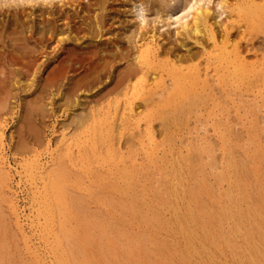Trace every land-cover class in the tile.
I'll use <instances>...</instances> for the list:
<instances>
[{
  "label": "bare ground",
  "instance_id": "6f19581e",
  "mask_svg": "<svg viewBox=\"0 0 264 264\" xmlns=\"http://www.w3.org/2000/svg\"><path fill=\"white\" fill-rule=\"evenodd\" d=\"M184 1L180 6V0H155V8L148 0L126 1L122 8L130 5L127 22L133 30H125L122 15L106 5L117 0H90L84 15L77 14L81 25L74 32L67 21L72 13L65 15L62 9L81 5V0H0V36L14 24L22 27L27 15L41 19L44 11L36 6L54 17L43 30L33 28L35 21L29 25L33 34L55 41L49 56L37 41L27 50L33 46L23 42L27 47L21 49L13 33L6 41L0 38V119L6 121L3 110L10 94L31 91L30 99L16 105V115L18 124L32 128L16 142L14 151L21 158H14L13 167L2 154L6 127L0 121V221L7 229V212L31 264H264V55H255L252 62L241 45L250 31L264 36V0H217L213 7L212 0ZM27 7L34 10L26 13ZM151 8L157 14L154 25L178 26L175 35L185 39L182 44L176 40L182 50L167 47L157 26L148 28ZM223 15L225 21H217ZM236 27L240 41L230 34ZM70 44L72 56L60 64L61 52ZM111 46L115 50L102 51ZM22 52L32 61L27 68L20 64ZM102 56L114 61L99 65ZM57 60L53 72L58 78L66 81L82 63L89 70L72 76L85 73V81H99L95 91V85L83 81L72 88L61 77L62 90L69 86L61 109L70 108L74 91L84 84L86 94L98 93L99 100L86 109L75 99L78 114L60 124L58 140L46 142L43 154L37 127L46 120L41 100L57 89L58 81L43 84L41 78ZM120 63L126 67L114 80ZM248 120L249 135L241 144ZM155 124L162 132H155ZM238 126L245 127L241 138L235 137ZM170 130L184 132L181 139L177 135L179 142L167 136L165 143L172 146L166 150L158 137ZM12 174L18 176L16 186L26 188L27 214L19 207ZM92 200L96 214L89 216ZM1 252L0 264L10 262V253ZM223 256L228 262L225 257L222 262Z\"/></svg>",
  "mask_w": 264,
  "mask_h": 264
},
{
  "label": "rangeland",
  "instance_id": "374dc122",
  "mask_svg": "<svg viewBox=\"0 0 264 264\" xmlns=\"http://www.w3.org/2000/svg\"><path fill=\"white\" fill-rule=\"evenodd\" d=\"M85 1V0H84ZM83 0H81V5H76L75 7H65V9L63 8L62 9V11H63V14L65 13V15H67L68 13H72L73 14V12H74V14L72 15V14H68L67 16H68V19H67V21L68 22H70V24H71V27H72V29L74 30V32H77V29L78 30H80L79 28H80V23H81V21L79 22V20L78 19H76L77 17V14L79 13V14H81V13H84L85 11H83V10H85V6L88 4V2L90 1V0H86L85 2H84ZM92 1V0H91ZM111 2H114V0H110ZM127 2L129 1V0H126ZM126 1L125 0H123L122 2L120 1V0H117V2L116 3H113L112 5H110L109 3H107L106 5L109 7V9H111V8H113V9H115V11L117 12V13H119V15L121 16L120 18H122L121 20H122V23H123V26L125 27V30H127V29H132L131 28V24L130 23H128L127 21H129L130 20V18H132V17H130V14L128 13L127 14V10H129V6H127L126 8H122V6H123V4H124V2L126 3ZM153 0H148V6L150 7V6H152L153 5V3H154V1L152 2ZM160 0H156V2H159ZM181 2H180V6H181V4H184L185 3V1L184 0H180ZM217 0H212L211 1V3L209 4L210 5V7L212 6H215V4L217 3L216 2ZM95 2V1H94ZM151 2V3H150ZM155 2V5L157 4ZM123 3V4H122ZM91 4H93V2L91 3ZM176 5V1L175 2H173L172 1V5ZM85 5V6H84ZM90 5V4H89ZM119 5V6H118ZM154 5V6H155ZM92 6V5H91ZM114 6V7H113ZM117 6V7H116ZM147 6V7H148ZM78 7V8H77ZM81 7H84V8H81ZM149 7H148V9H149ZM156 7V6H155ZM155 7H153L152 6V8H155ZM26 8V7H25ZM67 8H69V9H67ZM76 8H77V11H76ZM120 8V9H119ZM150 9L148 12H146V15L149 17H147L146 16V18H148L147 19V21H149V22H147L146 21V24H148V28L150 29V30H152V28L155 26V28H157L158 30H159V32L162 34L163 33V35L164 36H162L163 38H164V40L166 39H168V41H166V42H168L167 43V45L168 44H172L171 46H173V48H174V46H175V48L176 49H178V47L177 46H180L179 47V50H182V46H181V44L182 43H184L185 42V39H184V37H181V36H178V35H175L176 34V32H175V30L178 28V26L177 25H172V26H170L169 28L166 26V22H162V23H159V25H157V24H153L154 23V20L153 19H155L156 17L155 16H157V14H155L156 13V11L155 10H153V9ZM33 9V8H32ZM29 10V8L27 7V9L26 10H28V11H26V13H29V12H31V11H33V10ZM43 10L44 12V16L43 17H41V19L39 18L37 21H35L36 20V18H34L35 16L33 15V16H26V17H23L22 18V20H21V22L22 23H24V24H21L22 25V27H20V26H18V25H16V28H15V24L14 25H12L10 28H7V32H4V35H1V36H5V37H3L4 39H2V37L0 36V38L2 39V40H7L6 38L10 35V34H12V37H13V40L14 41H17V45L20 47L21 46V49H23L22 47H27V46H29V45H31V46H33V47H30L29 49H27V50H30V49H34V44H33V42L36 44L37 42H38V46H40V47H43L44 48V52L46 53V55H50L51 53L50 52H52L51 50L56 46L55 45V41H53L52 42V40L51 41H49L50 40V36H44L43 38H41V36H42V33L38 36V35H36V34H33L34 33V31L31 29V32H30V27H29V25H30V23H31V21H35V23H33V25L35 26V27H33L34 29L36 28V30L38 31V29H40V30H43L44 28L43 27H46V25H48L49 26V23H51V22H53V16L52 15H50L49 14V12H48V10L47 9H44L43 7H38V6H36V8H35V10ZM70 9H72L71 11H70ZM46 10V11H45ZM218 10V9H217ZM66 11V12H65ZM86 11H87V9H86ZM151 11H152V13H151ZM76 12V13H75ZM67 13V14H66ZM87 13V12H86ZM147 13H149V14H147ZM151 13V14H150ZM218 13L219 14H221V12L220 11H218ZM46 14V15H45ZM47 14H49V15H47ZM82 15H84V14H81V15H79V16H82ZM72 16V17H71ZM53 17V18H52ZM75 17V18H74ZM127 17V18H126ZM226 17V16H225ZM225 17H224V15L223 16H221V18H220V16L218 17L219 19H217V21L219 20V21H221L222 23L225 21ZM26 20H25V19ZM27 18H28V20H27ZM44 18H46V19H48V20H46V19H44ZM50 18H51V20H50ZM71 18H72V20H71ZM111 18V17H110ZM76 19V20H75ZM5 20H7V19H5ZM46 20V21H45ZM153 20V21H152ZM23 21H25V22H23ZM30 21V22H29ZM38 21H40V23H42V24H40ZM111 21V20H110ZM44 22H47V23H45V24H43ZM111 23H113V22H111ZM117 23V22H116ZM42 25V26H40V25ZM73 24H75V25H73ZM39 25V26H38ZM45 25V26H44ZM110 25V24H109ZM109 25H107V28L109 27ZM157 26V27H156ZM2 26H0V34L2 33V28H1ZM22 28V29H20V28ZM25 27V28H24ZM79 27V28H78ZM29 28V29H28ZM82 28V27H81ZM114 29V28H113ZM148 29V30H149ZM21 30H22V33L23 34H21ZM39 30V31H40ZM133 30V29H132ZM177 31V30H176ZM222 31V29H220L219 30V33H222L221 32ZM130 32V31H129ZM129 32H128V34H129ZM239 32H241V29L239 30V28L238 27H236V28H234V29H232V31L230 32V34L232 35V36H234L237 40L236 41H240V36H239ZM30 33V34H29ZM109 33V32H108ZM111 33H113V32H111ZM110 33V34H111ZM172 35H171V34ZM6 34V35H5ZM14 34H16V35H14ZM20 34V35H19ZM167 34H168V36H167ZM170 34V35H169ZM18 35V36H17ZM32 35V36H31ZM165 35H166V37H165ZM174 35H175V37H174ZM26 36L28 37V38H26ZM172 36V37H171ZM17 38V39H15V38ZM19 37V38H18ZM30 37H33V39L31 38L30 39ZM35 37V38H34ZM50 37V38H49ZM179 37V38H178ZM25 38V39H24ZM37 38V39H36ZM44 38H45V41H44ZM47 38V39H46ZM172 39V40H170V39ZM38 39H39V41H38ZM41 39H42V41H43V43H45V45L43 44V43H41L42 41H41ZM182 39H184V41L182 40ZM23 40H25V41H23ZM176 40H178V41H176ZM248 40V41H247ZM19 41V42H18ZM37 41V42H36ZM46 41H48V42H46ZM164 41V42H165ZM171 41V42H170ZM180 41H182L181 42V44H177L176 42H178V43H180ZM246 41V42H245ZM26 43V44H28L27 46H26V44H24V43ZM32 42V43H31ZM104 42V41H103ZM106 42V41H105ZM104 42V43H105ZM170 42V43H169ZM163 43V42H162ZM173 43H175V44H173ZM46 44H47V47H46ZM122 44V47H124V50H126L127 48H128V45L127 44H125V43H121ZM189 44H190V46L191 47H193V49H199V48H197V47H194V45H192L193 44V42L191 43V42H189ZM0 45H1V43H0ZM50 45V46H49ZM126 45H127V47H126ZM241 45H242V47H243V49L245 50V52L247 53L246 55H247V57L249 58V60L250 61H252L253 62V60H254V56L255 55H264V36L262 35V34H257L256 32H252V31H250V34L248 35V37L246 38V40H244V41H242V43H241ZM73 47V45H68V46H66L64 49H63V51L61 52V53H63V54H61L60 55V57H59V60H60V64H61V61L62 62H64L66 59H67V55L69 54V55H71V49H73L72 51H74V47ZM170 45H168L167 47H169ZM24 47V48H25ZM121 47V48H122ZM89 48H91V47H89ZM113 47L111 46V49L109 48L108 49V47H103V50L102 51H106V50H109V51H112V50H115L114 48L112 49ZM25 51V52H27L28 53V51ZM40 50V49H39ZM92 50V49H91ZM122 50H123V48H122ZM42 51H43V49H42ZM42 51H39L40 53H42ZM39 52H36V53H34V55H38L39 54ZM24 52H22L21 54H22V56H21V62H20V64H22L23 63V65H25L26 66V68H27V66H28V64L29 65H31V63H32V61H31V63L28 61V60H30V59H28V57L27 56H25L24 54H23ZM29 53H31V52H29ZM49 53V54H48ZM7 54H8V52H7ZM6 54V55H7ZM16 56L18 55V54H15ZM40 56V55H39ZM72 56V55H71ZM85 56V55H84ZM7 57H9L10 58V56H8L7 55ZM41 57V56H40ZM104 56H102L100 59L102 60V61H100L101 63L99 64V65H101V64H103L104 62L106 63V62H110V63H112V61H114L113 60V58L112 57H108V56H105L104 58H103ZM32 59H33V57H32ZM80 59V58H79ZM59 60H57V63H54V64H51L50 66H49V68L47 69V71L46 72H44L43 73V75H42V83L43 84H45L46 82H47V80H52V82H54V83H57V81H58V84L55 86V87H57V89L55 88V89H53V90H51V92H48V93H44V96H42V104L41 105H43V107H45L44 109H43V113L45 114V116H46V120L45 121H42L41 120V122L39 121L38 122V126L37 127H39L38 128V131H39V133L41 134L40 135V141L42 142V145H43V147L42 148H39V152L40 153H46V151H45V146H46V142L48 143L49 141H50V143L52 144H54V142H56L57 140H58V137L60 136V134H61V132H62V125H60L61 123L63 124L64 122H66V121H69V120H71L70 118H72V116L71 115H73V113L74 114H78V112L76 111V107H74L73 105H74V101H75V99L76 100H78V101H81V103H82V105H83V103L85 104V106H82V107H84V108H86V109H89L90 107L89 106H92V105H95L96 104V101H98L99 99H97L98 97H99V94L97 93V97L95 96V97H91V95L90 94H86V90H87V87H86V84H84L85 85V87H83L82 89H78V91H74V93H75V95H73V98L71 97V106H70V108H67L65 111L63 110V109H61V102H62V97H64V96H66L67 97V94H68V92H66L67 90H66V88L68 87L69 88V86L70 87H74L76 84L75 83H77V82H80V81H83V83H90V85H95V87H93V89L96 91L97 90V88H96V84L99 82V81H97V82H95V83H93L95 80H97V79H94V78H92V79H90V80H86L85 81V73H83V74H80L79 76L77 75V76H72V74H74V73H77V72H86L87 70H89L88 69V66L86 67H83L82 66V63H80V61H78L79 63H80V65L74 60V62H76L77 64V66L75 65V69L74 70H72L70 73H69V77H68V79H66V81L64 80L65 79V76H61L62 77V80L61 81H63V83H67V84H69V86H66V88L64 89V90H62L63 88L62 87H60L61 86V84L60 83H62V82H60V80L59 79H61V77L60 78H58V76H56L55 74H54V70L56 69V66H57V64L59 65ZM119 61L121 60V59H118ZM117 60V61H118ZM82 62H86V60L85 59H83V61ZM95 62L97 63L98 62V59L97 60H95ZM99 63V62H98ZM115 64H116V62H114ZM86 65V64H85ZM121 67H120V66ZM126 67V63L124 64V63H120V64H118V65H116V70L114 71V75H115V77L113 78L114 80H116L115 78H116V75H119V72L121 71L122 72V70H124L123 68H125ZM55 68V69H54ZM58 68V67H57ZM118 68V69H117ZM110 68H108V70H109ZM119 69H122V70H119ZM111 71H113V69L111 70ZM32 72V71H31ZM106 72L104 71V72H101L100 73V75L102 76L101 78H102V85H104L105 84V81L107 80L106 79ZM30 75V74H29ZM58 75V74H57ZM84 75V76H83ZM95 75V74H94ZM28 79H31V77L30 78H27V80ZM29 83V82H28ZM59 86V87H58ZM62 90V91H61ZM103 90V88H101L99 91H102ZM23 92H27L26 90L25 91H23ZM22 92V90L21 89H18L17 90V92H16V95H14V94H10V102H9V104L7 105V108L6 109H4L3 111L5 112H3L2 111V113H4L6 116H5V119H6V121L5 120H1L0 119V121H5V122H3L4 124H3V126H5L6 128H5V143L6 144H4L5 146H4V149H3V153L2 154H6L5 155V157H6V159H7V161L9 162V163H11L12 164V166L13 167H15V166H17L15 163L16 162H14L15 160H18V159H20L21 158V154L19 155V154H17L16 152V150H17V148H15V147H17L18 146V144L17 143H19V141H21L22 139H24V134H26V132L28 131V134H26V136H28L29 135V128H30V126H27V124H24V123H22L23 125H20V124H18V118H17V112L19 111L20 112V109H18V107H16V105L17 104H23L24 103V99H30V98H27V97H29V92H31V91H29V92H27V93H23ZM12 93H14V92H12ZM83 93H85V94H83ZM63 95V96H62ZM14 96V97H13ZM79 98H80V100H79ZM21 99V100H20ZM29 101V100H28ZM51 101H53V106L52 105H48V103L49 102H51ZM95 101V102H94ZM102 102H104L103 100H102ZM92 104V105H90V104ZM104 104H106V102H104ZM16 108H15V107ZM11 109V110H10ZM13 109V110H12ZM25 109H24V107H23V109L21 110V111H24ZM73 110V111H72ZM12 111V112H11ZM1 114V113H0ZM71 114V115H70ZM2 115V114H1ZM22 115H24V112H23V114H22V112H21V116ZM70 115V116H69ZM261 115H263V113H261V114H259V115H257V117H256V115H255V117H254V121H256V119L258 118V117H261ZM235 114H233V118L235 119ZM1 117V116H0ZM9 117V118H8ZM2 118V117H1ZM17 118V119H16ZM68 118H69V120H68ZM243 119L246 121L247 119L246 118H244L243 117ZM250 120H252V118H250ZM250 120H248L246 123H247V125H248V122H250ZM17 121V122H16ZM14 122H16V124L14 123ZM42 122H43V124H42ZM7 123V124H6ZM237 122H235L234 124H236ZM252 123V122H251ZM41 124V125H40ZM192 125H190L189 126V128L191 129V128H193V123H191ZM238 124V123H237ZM239 125V124H238ZM25 126V127H24ZM34 127L35 125L33 124V123H31V127ZM53 126H55V127H53ZM155 128H157V130L158 131H156V129H155V132L156 133H159L160 131L162 132V128L161 127H158V124L156 125L155 124ZM250 123H249V125L248 126H246V133H247V131H249V130H247V129H249L250 128ZM22 127H24V128H22ZM27 127H29V128H27ZM56 127H57V129H56ZM60 129H59V128ZM241 127V128H240ZM188 128V127H187ZM187 128H184V131H186L187 130ZM240 128V129H239ZM242 128H245L244 126H238V128L236 127V130H240V132L238 131V133L241 135V136H239V134L237 135V133H236V136L235 137H239V138H241L242 137V135H243V132L245 131V129H242ZM30 129H32V128H30ZM41 130V131H40ZM53 131V132H52ZM58 131H60V132H58ZM181 131V130H180ZM184 131H182V132H180L179 133V131H175V130H170L169 131V134L170 135H167L168 133H166V132H164L163 134H162V136L160 137H158V142L160 143V144H163L164 145V149H166L167 150V148L169 147V146H172V144H168V143H165V138L167 137V136H172V137H174L176 140H178V142H179V138H180V136H181V134H183V132ZM23 132V133H22ZM171 132V133H170ZM237 132V131H236ZM22 133V134H21ZM185 133H187V132H185ZM244 134L243 135V137H242V141L240 142L241 144H243V142L244 143H246V141L245 140H247V138L248 137H246V135H249L248 133L247 134ZM17 136H16V135ZM19 134H21V135H19ZM56 134V135H55ZM53 135V136H52ZM176 135V136H175ZM177 135H178V137H177ZM18 137H20V139L18 138ZM42 137H43V139H42ZM56 137V138H55ZM11 138V139H10ZM26 138V137H25ZM55 138V139H54ZM161 138V139H160ZM178 138V139H177ZM246 138V139H245ZM19 139V140H18ZM48 139V140H47ZM54 139V140H53ZM125 139H127V138H125ZM160 139V140H159ZM181 139V138H180ZM47 140V141H46ZM56 140V141H55ZM175 140V141H176ZM28 141H30L29 139H27V142ZM53 141V142H52ZM161 141V142H160ZM17 142V143H16ZM31 142V141H30ZM124 144L125 143H127V141L125 142V140L124 141H122ZM121 142V143H122ZM264 143V142H263ZM179 144V143H178ZM17 145V146H16ZM166 145H167V147H166ZM174 145V144H173ZM32 147V146H31ZM36 148H38L37 147V145H35V149ZM11 149V150H10ZM32 149H34V148H32ZM16 152H15V151ZM11 151H12V153H11ZM125 152H126V150H125ZM9 155H11V156H9ZM8 156V157H7ZM18 157V158H17ZM14 158H15V160H14ZM240 159H242L241 157H240ZM10 160H11V162H10ZM15 165V166H14ZM263 166H264V162L262 163V168H263ZM263 174H264V168H263ZM12 176H13V178H12V183H14L13 185L15 186V191L17 192V193H15L16 194V196H17V198H18V204H19V207H21V209L24 211V213L25 214H27L28 213V210H29V203H28V200H27V195H26V188L24 187V185L22 184V185H17L16 186V183L18 184V176L17 175H13L12 174ZM21 188V189H20ZM262 192L264 193V187L262 188ZM28 193V192H27ZM90 204V210L91 211H89V209H88V213L89 214H87V215H89V216H91L92 214H96L95 212H96V207L97 206H95V201H91V202H89ZM5 211V210H4ZM7 213V212H6ZM5 213V216H6V222H7V224H6V228L7 229H4V227H2V223H1V221H0V240H2V239H4V240H2V241H0V254L2 253L1 251H5V250H7L8 251V253H10L9 255H8V257L10 258L9 259V261L10 262H7V264L9 263V264H19V263H21V264H31V262L29 261V259L27 258V257H25V255H24V253H23V245H22V243L20 242V239H19V242H18V240L16 241V239L17 238H15L14 236H16V237H18L17 235H14V234H16V232H15V230H14V227H12V223H10V220H9V217H8V213L6 214ZM104 213L106 214V212L104 211ZM167 214H169V213H165V216H166V219H171L172 218V216H170V214L167 216ZM8 219V220H7ZM0 220H3V219H0ZM73 224H74V222H73ZM73 224H72V227H74L75 226V224H74V226H73ZM9 225H10V227L12 228H10L9 227ZM8 226V227H7ZM3 229V230H2ZM5 230H6V232H5ZM12 231V232H11ZM2 232V233H1ZM13 232H15V233H13ZM7 233V234H6ZM13 233V234H12ZM5 236H4V235ZM2 235H3V237H2ZM11 235V236H10ZM15 243H14V242ZM5 243H7L6 245H5ZM10 244V245H9ZM13 244V245H12ZM15 244V245H14ZM17 244V245H16ZM9 245V246H8ZM4 248H3V247ZM20 249H19V248ZM6 248V249H5ZM9 248V249H8ZM17 248V249H16ZM12 250V251H11ZM16 251V252H15ZM12 254V255H11ZM17 254V255H16ZM18 255H19V257H18ZM21 256V257H20ZM224 257L226 258V261L228 262V256H223L222 257V262H223V259H224ZM19 258V259H18ZM28 259V260H27ZM22 260V261H21ZM220 260H221V258H220ZM225 260V259H224ZM14 261V262H13ZM226 261H224V262H226ZM16 262V263H15ZM227 264H229V263H227Z\"/></svg>",
  "mask_w": 264,
  "mask_h": 264
}]
</instances>
